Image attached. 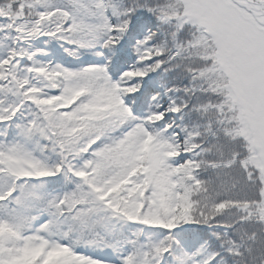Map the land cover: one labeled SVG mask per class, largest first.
<instances>
[{
	"label": "snow or ice",
	"instance_id": "6c2138e0",
	"mask_svg": "<svg viewBox=\"0 0 264 264\" xmlns=\"http://www.w3.org/2000/svg\"><path fill=\"white\" fill-rule=\"evenodd\" d=\"M0 264H264V0H0Z\"/></svg>",
	"mask_w": 264,
	"mask_h": 264
}]
</instances>
